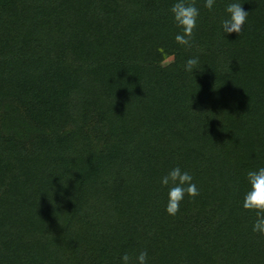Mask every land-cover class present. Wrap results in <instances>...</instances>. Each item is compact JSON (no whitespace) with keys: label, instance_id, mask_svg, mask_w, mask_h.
<instances>
[{"label":"trees","instance_id":"trees-1","mask_svg":"<svg viewBox=\"0 0 264 264\" xmlns=\"http://www.w3.org/2000/svg\"><path fill=\"white\" fill-rule=\"evenodd\" d=\"M173 2L0 0V264H264L240 206L264 166V0L226 37L228 0H196L191 48ZM175 165L200 192L169 216Z\"/></svg>","mask_w":264,"mask_h":264},{"label":"clouds","instance_id":"clouds-1","mask_svg":"<svg viewBox=\"0 0 264 264\" xmlns=\"http://www.w3.org/2000/svg\"><path fill=\"white\" fill-rule=\"evenodd\" d=\"M245 0H228L219 19L221 34L226 37L233 32L240 34L249 15L242 5ZM217 0H203V7L214 10ZM171 18L178 31L174 40L178 45L186 48L193 46V37L198 27L201 10L196 0H174L170 9ZM183 70L193 75L194 70H200V58L193 55L186 58L182 64ZM247 187L242 194L240 206L242 209L254 212L255 220L252 231L264 236V166H257L245 173ZM158 184L166 191L165 212L169 216H176L181 210V204L186 197L194 198L200 189L193 180L190 171L175 165L158 178ZM120 264H149V254L146 249L139 250L134 258L128 252L119 257Z\"/></svg>","mask_w":264,"mask_h":264},{"label":"rangeland","instance_id":"rangeland-1","mask_svg":"<svg viewBox=\"0 0 264 264\" xmlns=\"http://www.w3.org/2000/svg\"><path fill=\"white\" fill-rule=\"evenodd\" d=\"M163 69L169 74H175L176 68L173 63L172 56H167L162 63Z\"/></svg>","mask_w":264,"mask_h":264}]
</instances>
